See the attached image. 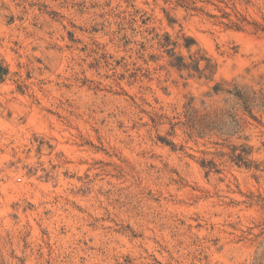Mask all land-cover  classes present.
I'll return each mask as SVG.
<instances>
[{
	"label": "rangeland",
	"instance_id": "1",
	"mask_svg": "<svg viewBox=\"0 0 264 264\" xmlns=\"http://www.w3.org/2000/svg\"><path fill=\"white\" fill-rule=\"evenodd\" d=\"M0 264H264V0H0Z\"/></svg>",
	"mask_w": 264,
	"mask_h": 264
},
{
	"label": "trees",
	"instance_id": "2",
	"mask_svg": "<svg viewBox=\"0 0 264 264\" xmlns=\"http://www.w3.org/2000/svg\"><path fill=\"white\" fill-rule=\"evenodd\" d=\"M191 41H193V39H189V40L187 41V46H189V45H190V43H189V42H191ZM178 60H181V61H182V57L178 56Z\"/></svg>",
	"mask_w": 264,
	"mask_h": 264
}]
</instances>
